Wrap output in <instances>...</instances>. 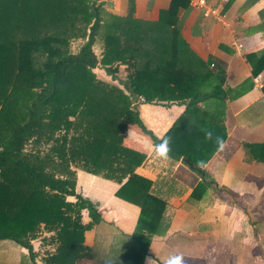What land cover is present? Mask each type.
I'll use <instances>...</instances> for the list:
<instances>
[{
  "label": "trees",
  "instance_id": "obj_1",
  "mask_svg": "<svg viewBox=\"0 0 264 264\" xmlns=\"http://www.w3.org/2000/svg\"><path fill=\"white\" fill-rule=\"evenodd\" d=\"M181 1L188 4L172 0L156 21H146L105 13L96 0H0V240L25 247L33 258L31 241L44 233L51 250H43V263L99 262L100 250L83 244V235L101 214L74 190L79 168L116 182L114 196L139 208L132 233L117 236L102 263L143 264L150 238L167 226L166 204L134 171L144 154L122 145L126 125L138 126L154 146L171 137L169 158L198 174L225 139L222 120L198 106L218 94L201 91L210 73L175 26ZM75 39L81 44L73 52ZM96 41L100 55L92 49ZM119 64L128 69V93L93 71L100 67L113 77ZM130 94L187 101L157 138L131 109ZM248 147L264 160V144ZM207 186L201 177L191 197L202 196Z\"/></svg>",
  "mask_w": 264,
  "mask_h": 264
},
{
  "label": "crops",
  "instance_id": "obj_2",
  "mask_svg": "<svg viewBox=\"0 0 264 264\" xmlns=\"http://www.w3.org/2000/svg\"><path fill=\"white\" fill-rule=\"evenodd\" d=\"M171 1L96 3L105 13L156 21ZM205 1L220 5V0ZM221 8L225 13L221 20L203 15L201 9L185 1L177 3L176 9L175 26L181 39L210 73L209 83H203L201 91L217 89V96L201 100L198 106L224 124L225 139L201 166L204 172L196 173L181 159L159 158L150 136L135 124L126 125L121 141L144 154L134 171L149 180L150 191L166 204L167 226L150 238L143 264H165L172 256L182 257L183 264H264V160L254 157L248 147L264 144V57L259 56L264 49V0H226ZM235 40L243 43V49L236 50ZM92 49L100 55V42ZM261 63L263 67L253 73V66L260 68ZM95 69L102 70V79L128 93L123 87L128 73L125 64L117 65L113 77L100 67ZM137 95L141 94H130L131 104ZM186 101L153 99L130 106L143 126L160 138L183 113ZM75 176L82 183H75V192L91 201L101 214L99 224L84 232L83 244H102L109 249L117 236L131 234L139 208L114 196L118 184L77 169ZM203 176L206 191L198 198L191 197L192 187ZM79 186H84L85 192L78 191ZM69 197L66 199L71 200ZM82 221H88L85 214ZM43 252L32 258L25 247L0 240V264H45ZM75 264L95 261L81 258Z\"/></svg>",
  "mask_w": 264,
  "mask_h": 264
},
{
  "label": "rangeland",
  "instance_id": "obj_3",
  "mask_svg": "<svg viewBox=\"0 0 264 264\" xmlns=\"http://www.w3.org/2000/svg\"><path fill=\"white\" fill-rule=\"evenodd\" d=\"M81 44V41L79 40V39H75V40H71L70 41V44H69V48H70V50L71 51H76L77 50V48H78V46ZM94 71V73L96 74V76L98 77V78H102V75H103V72H102V70L101 69H95V70H93ZM77 170H80V171H83V170H81V169H79V168H76ZM75 169V170H76ZM77 176H75V183L77 184V185H80V184H82L81 182H79L81 179H79V180H77V178H76ZM78 182V183H77ZM78 191H81V192H85V187L84 186H79L78 187ZM68 199H71V200H73V198L72 197H69ZM82 214H85V212L84 211H82ZM44 235V233H40V234H38V236L35 238V239H33L32 241H31V243H32V245H33V250H34V252L36 253V257H39L41 254H42V252H43V250L44 249H48L49 248V245H48V243L46 242V240H43L42 241V239H41V236H43ZM48 235V234H47ZM88 239H89V236H88ZM99 244H100V242H99ZM102 244H100V245H96V249L97 250H100V257H99V259H100V261L99 262H97V261H95V264H103L102 262H103V253L104 252H106V249L107 248H105V247H102L101 246ZM115 253V252H114ZM117 254V253H116ZM38 259V258H37ZM94 261V260H93Z\"/></svg>",
  "mask_w": 264,
  "mask_h": 264
},
{
  "label": "built area",
  "instance_id": "obj_4",
  "mask_svg": "<svg viewBox=\"0 0 264 264\" xmlns=\"http://www.w3.org/2000/svg\"><path fill=\"white\" fill-rule=\"evenodd\" d=\"M188 4L195 9H201L203 12V15L205 16H212L216 20H221L224 18L225 13L223 12L221 5L226 2V0H220V5H212L207 3L205 0H187ZM233 46L236 48V50L243 49V43L241 41H234ZM145 99L141 95H137L136 99H134V102H132L131 105H136L137 103L144 102Z\"/></svg>",
  "mask_w": 264,
  "mask_h": 264
},
{
  "label": "clouds",
  "instance_id": "obj_5",
  "mask_svg": "<svg viewBox=\"0 0 264 264\" xmlns=\"http://www.w3.org/2000/svg\"><path fill=\"white\" fill-rule=\"evenodd\" d=\"M211 135H212L211 132H207L206 138H211ZM170 144H171V137H167V136L163 137L161 139V142L155 146L156 155L159 158L168 159L169 152L171 151ZM165 264H183V258L180 256H172L165 262Z\"/></svg>",
  "mask_w": 264,
  "mask_h": 264
}]
</instances>
